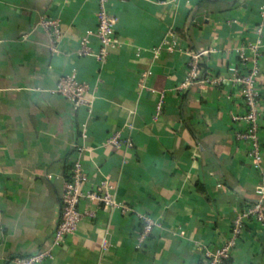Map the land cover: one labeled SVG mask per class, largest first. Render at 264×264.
<instances>
[{
	"label": "crops",
	"instance_id": "crops-1",
	"mask_svg": "<svg viewBox=\"0 0 264 264\" xmlns=\"http://www.w3.org/2000/svg\"><path fill=\"white\" fill-rule=\"evenodd\" d=\"M262 3L109 0L121 47L101 64L78 54L82 36L97 27L98 0H0V264L49 247L77 159L89 176L84 191L107 177L118 200L157 225L138 249L135 213L83 200L80 209H96V217L82 219L51 259L36 264H203L205 247L225 242L234 216L264 185L248 144L237 139L243 125L235 117L245 106L228 79L230 67L247 70L239 48L251 57L250 46L264 44ZM44 14L61 20L56 51L37 25ZM90 39L97 50L96 35ZM200 49L207 50L202 76L223 81L180 89L189 50ZM261 52L264 155V45ZM71 73L90 85L91 109L54 92ZM115 132L134 146L106 145ZM230 263L264 264L263 224L248 221Z\"/></svg>",
	"mask_w": 264,
	"mask_h": 264
},
{
	"label": "built area",
	"instance_id": "built-area-1",
	"mask_svg": "<svg viewBox=\"0 0 264 264\" xmlns=\"http://www.w3.org/2000/svg\"><path fill=\"white\" fill-rule=\"evenodd\" d=\"M263 19L258 26L260 32L264 27V0L262 3ZM119 18L109 7V0H98L97 27L95 31L87 30L80 40L78 54L80 56L93 57L97 62L103 64L107 61L110 50L121 47V41L116 33ZM49 37L50 47L53 51L57 50L58 43L62 39V25L58 17L42 15L37 23ZM95 34L99 41V48H93L90 35ZM264 44L259 39L250 48L253 51L251 57L246 54L245 46L239 48L238 53L247 65V70H240L230 67L229 80L238 87V95L245 106V113L236 116L235 119L242 122V129L236 134L237 139L245 142L249 146V156L252 166L261 172L264 178V155L263 139L260 127V117L262 112V90L257 82L260 70V57L262 56L261 47ZM172 49L173 47H169ZM190 59L186 69V76L180 89L188 88L192 85H218L223 78L202 76L200 62L207 50H189ZM147 72L142 73V77ZM142 81V79H141ZM54 92L69 99L74 108H92V98L89 96L90 85L88 82L78 78L76 73L62 76L54 89ZM163 100L157 104V114L162 111ZM105 144L115 149L131 148L134 141L131 137L122 136L120 132L110 134L105 140ZM89 176L84 169L81 160L73 162L70 169V177L65 182L62 192V211L59 224L54 232L53 239L48 248L30 257H15L17 264H36L44 259H51L54 249L62 247L67 238L76 233L79 222L84 218L93 219L96 217V209L88 207L86 210L80 209V204L86 200L89 205L96 204L103 209H119L124 215L135 213L141 220V229L136 236L135 247L142 248L149 240L157 223L155 219L141 212H136L133 207L123 201L118 200L115 186L109 178L100 179L94 186L84 191L83 186L88 182ZM258 200L246 206L242 212L234 216L232 220L231 232L225 242L215 248L205 247L203 264H231L230 259L237 241L242 235L245 225L251 219L264 225V185L257 188Z\"/></svg>",
	"mask_w": 264,
	"mask_h": 264
},
{
	"label": "trees",
	"instance_id": "trees-1",
	"mask_svg": "<svg viewBox=\"0 0 264 264\" xmlns=\"http://www.w3.org/2000/svg\"><path fill=\"white\" fill-rule=\"evenodd\" d=\"M200 67H201V70H202V67L204 68V64L202 63V61L200 62ZM202 72H203V70H202ZM202 72H201V75H204V74H202Z\"/></svg>",
	"mask_w": 264,
	"mask_h": 264
},
{
	"label": "water",
	"instance_id": "water-1",
	"mask_svg": "<svg viewBox=\"0 0 264 264\" xmlns=\"http://www.w3.org/2000/svg\"><path fill=\"white\" fill-rule=\"evenodd\" d=\"M201 16L197 18L198 21L201 20V17L204 16V14H200Z\"/></svg>",
	"mask_w": 264,
	"mask_h": 264
}]
</instances>
